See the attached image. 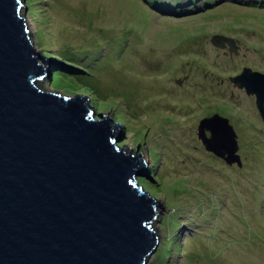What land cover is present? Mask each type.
<instances>
[{"label": "rangeland", "instance_id": "1", "mask_svg": "<svg viewBox=\"0 0 264 264\" xmlns=\"http://www.w3.org/2000/svg\"><path fill=\"white\" fill-rule=\"evenodd\" d=\"M195 1L23 0L55 71L39 85L88 95L97 118L121 124L118 144L141 153V182L163 204L147 264H264V119L232 81L243 67L264 72V4ZM213 113L233 125L241 165L198 138Z\"/></svg>", "mask_w": 264, "mask_h": 264}, {"label": "water", "instance_id": "2", "mask_svg": "<svg viewBox=\"0 0 264 264\" xmlns=\"http://www.w3.org/2000/svg\"><path fill=\"white\" fill-rule=\"evenodd\" d=\"M22 1L0 0V264H146L163 206L136 185L144 159L116 145L121 124L97 118L89 97L32 83L46 60ZM232 81L255 97L264 119V73L243 67ZM197 136L241 165L226 116L200 119Z\"/></svg>", "mask_w": 264, "mask_h": 264}, {"label": "clouds", "instance_id": "3", "mask_svg": "<svg viewBox=\"0 0 264 264\" xmlns=\"http://www.w3.org/2000/svg\"><path fill=\"white\" fill-rule=\"evenodd\" d=\"M158 1H160V0H151V3H153L154 5L155 4H157L158 3ZM177 1H179V0H177ZM188 2H192V3H196V2H198V1H195V0H187ZM257 2L258 3H262V4H264V0H257ZM22 3H23V1H22ZM208 3H209V0H208ZM208 3H204V5H208ZM162 4V3H161ZM24 5V4H23ZM25 6V5H24ZM162 6L164 7V9H168V8H172V7H178L177 6V4L176 3H170L169 1H164V4H162ZM25 23H26V19H25ZM27 24V23H26ZM27 27H28V25H27ZM28 32H30V30L28 29ZM226 40V39H225ZM230 43V42H229ZM233 44H234V42H233ZM215 45H217V44H215ZM219 45V44H218ZM228 45H230V44H228ZM230 46H232L233 47V45H230ZM234 46L235 47H237L235 44H234ZM220 47H223V46H220ZM231 51H234V49L232 48L231 49ZM44 57V56H43ZM45 58V60H46V62L45 63H48V62H50L51 61V59L50 58H46V57H44ZM48 66H49V64H47ZM250 68V67H249ZM243 69V68H242ZM253 71H259V70H256V69H252ZM242 71V70H241ZM259 72H261V71H259ZM53 70L51 69V68H49L48 70H45L44 69V67H43V65L41 66V70H40V72L38 73V75H36V80H35V78H34V80L32 79V83H34V81H37V87L39 88V89H41V90H43L42 89V87L39 85L40 83H43V80L46 78H48V79H51V78H53ZM262 73H264V72H262ZM239 89H242L244 92H245V90L243 89V88H239ZM50 91H56V90H50ZM246 93V92H245ZM64 94V93H63ZM247 94V93H246ZM67 95V94H66ZM83 95H85V94H83ZM85 96H87V97H89L88 95H85ZM253 96V95H252ZM254 99H255V97H254ZM89 104H90V98H89ZM90 106V108H91V105H89ZM91 110H93L92 108H91ZM220 114V113H219ZM222 115V114H221ZM223 116H225V115H223ZM228 118V117H227ZM229 119V118H228ZM207 134L208 135H210V133L209 132H207ZM237 137H238V135H237ZM238 140V139H237ZM238 144H239V142H238ZM116 145L117 146H123V145H119L118 144V142H116ZM124 147H126V146H124ZM126 148H130V149H132L131 147H126ZM134 151V150H133ZM136 151V150H135ZM239 154V153H238ZM240 155V154H239ZM240 158H241V156H240ZM139 177H142V176H137L136 177V181H137V183H136V185L137 186H142L143 187V189H145L144 188V186L142 185V183L140 184L139 183V181H138V178ZM145 190H147V189H145ZM148 191V190H147ZM161 201V200H160ZM162 203V202H161ZM162 206H163V204H162ZM159 215V214H158ZM157 215V216H158ZM157 220L159 221V219L157 218ZM159 242V243H158ZM159 245L160 244V236H159V238H158V240L156 241V243L152 246V248H151V250L148 252V254H147V262H148V258L150 257V256H148L149 255V253L154 249V247L156 246V245ZM158 245H157V248H158ZM157 248L154 250V252L157 250ZM147 264V263H146Z\"/></svg>", "mask_w": 264, "mask_h": 264}, {"label": "trees", "instance_id": "4", "mask_svg": "<svg viewBox=\"0 0 264 264\" xmlns=\"http://www.w3.org/2000/svg\"><path fill=\"white\" fill-rule=\"evenodd\" d=\"M55 74V71H54V73H53V75ZM54 77V76H53ZM138 181H139V183L141 184L142 182H141V177H139L138 178ZM143 185V184H142ZM144 186V185H143Z\"/></svg>", "mask_w": 264, "mask_h": 264}, {"label": "bare ground", "instance_id": "5", "mask_svg": "<svg viewBox=\"0 0 264 264\" xmlns=\"http://www.w3.org/2000/svg\"><path fill=\"white\" fill-rule=\"evenodd\" d=\"M159 243V242H158ZM158 245V244H157ZM157 245L154 247V249L151 251V253L157 248Z\"/></svg>", "mask_w": 264, "mask_h": 264}]
</instances>
